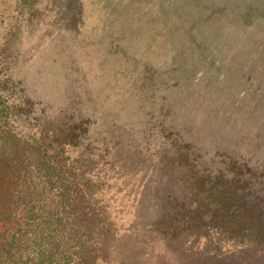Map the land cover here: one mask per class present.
Instances as JSON below:
<instances>
[{
	"label": "rangeland",
	"instance_id": "obj_1",
	"mask_svg": "<svg viewBox=\"0 0 264 264\" xmlns=\"http://www.w3.org/2000/svg\"><path fill=\"white\" fill-rule=\"evenodd\" d=\"M9 107L69 172L44 264H80L77 232L94 264H264V0H0ZM199 181L239 185L219 204Z\"/></svg>",
	"mask_w": 264,
	"mask_h": 264
},
{
	"label": "trees",
	"instance_id": "obj_2",
	"mask_svg": "<svg viewBox=\"0 0 264 264\" xmlns=\"http://www.w3.org/2000/svg\"><path fill=\"white\" fill-rule=\"evenodd\" d=\"M2 93L4 98L5 93ZM3 101L7 106L9 101L6 98ZM17 109L19 111V107H12L10 113L9 107L7 115L0 113V264H44L45 232L50 222L42 206L43 196L50 194L49 188L58 190L55 180L69 172L63 164L53 165L45 152L25 148L20 133L10 130V122H17V112H14ZM74 140L75 132L69 131L64 141L70 145ZM218 185L199 181L193 185V190L225 204L239 184L224 181ZM260 189H264V183L260 184ZM69 198L67 192L59 195L62 205L69 204ZM262 226L258 225L251 233L256 240L264 239ZM77 234L85 251L80 264H94L92 244L84 233ZM26 254L30 262H25Z\"/></svg>",
	"mask_w": 264,
	"mask_h": 264
}]
</instances>
